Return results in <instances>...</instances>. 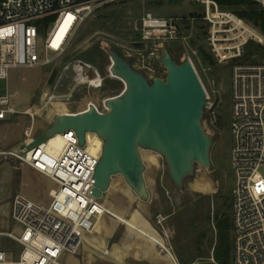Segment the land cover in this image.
Instances as JSON below:
<instances>
[{"label":"built area","instance_id":"2783aa9c","mask_svg":"<svg viewBox=\"0 0 264 264\" xmlns=\"http://www.w3.org/2000/svg\"><path fill=\"white\" fill-rule=\"evenodd\" d=\"M116 0H0V91L1 83L8 80L10 70L35 67H54L56 77L48 83L40 98L41 107L31 106L23 112L11 107L16 94L0 95V122L16 115L30 121L25 131H35V122L41 111H51L52 121L56 105H64L68 114L76 92L82 88L100 89L104 79L92 64L81 59L67 60L74 40L86 19L102 5ZM264 11V0H248ZM204 8L200 17L156 18L147 13L136 32L143 43H160L161 46H180L189 61V45L194 36L205 33L208 50L220 66L232 70L231 166L235 184L231 195L232 254L234 264H264V57H248L247 48L254 44L264 47V34L237 15L222 10L212 0H196ZM44 43L43 33L51 24ZM45 19H51L44 22ZM200 21L206 29L198 31ZM39 51L45 54L42 58ZM51 57H47V54ZM192 53L196 55V52ZM195 69V67H194ZM196 71V70H195ZM72 75L67 90L64 79ZM209 106L213 109L210 97ZM97 109V108H96ZM98 110V109H97ZM99 111V110H98ZM100 112V111H99ZM64 147L53 151L49 143L31 150L0 149V166L6 160H14L47 181L55 192H48L50 200L41 203L23 193L12 199L11 219L19 226V232L0 233L21 248L18 258L8 261L12 250L8 244L0 247V264H61L64 254L77 256L83 248L84 238L94 233L101 214L100 204L94 196L95 171L99 158L81 147L74 132L63 135ZM94 220V221H93ZM163 220L158 218V224ZM163 242V241H162ZM160 252L172 264H179L168 243H156Z\"/></svg>","mask_w":264,"mask_h":264},{"label":"rangeland","instance_id":"374dc122","mask_svg":"<svg viewBox=\"0 0 264 264\" xmlns=\"http://www.w3.org/2000/svg\"><path fill=\"white\" fill-rule=\"evenodd\" d=\"M147 13L156 18L186 19L200 17L204 14V8L196 0H116L100 6L80 28L67 60L81 59L92 64L104 79L103 87L80 88L68 106L69 113H82L91 105L100 113H106L105 101L116 98L125 91V83L111 74L113 64L107 54L108 49L122 54L123 58L132 64L134 70L149 80L166 78V71L160 64L161 49L167 48L171 51L172 58L178 63L186 61L182 59L185 51L180 46L168 47L161 46L158 42H142L135 26ZM54 19L55 16L47 32L42 34L40 44L44 43ZM196 27L200 32L206 29L200 21L197 22ZM255 29L260 31L258 27ZM205 33L206 31L202 33V37L194 36L188 52L197 75L210 97V103L215 107L205 110L202 120L204 131L214 141L211 150V168L203 170L197 167L194 177L188 178L183 190L179 191L168 176L165 160L155 153L144 151L142 156L145 163L159 168L154 172L157 182L156 187L152 186L153 197L147 203H143L119 183L118 193L110 190L98 201L100 204L107 202L113 209L125 213L129 219L136 215L139 222L153 229L163 242L170 245L179 264H218L214 256L217 246V218L226 214L232 220L231 195L235 184V175L231 166L232 70L231 67L220 66L216 62L206 46ZM138 43H143L144 46L137 48L135 44ZM192 51L196 52V55ZM256 54L258 61L262 60L264 47L257 50ZM39 56L44 58L45 54L39 51ZM51 56L47 54V57ZM71 76L67 75L64 79V92L70 84ZM55 77L54 67L13 69L9 71L8 80L1 83L0 95L16 94L17 97L12 100L11 107L19 112L31 106L40 108L42 93L46 85L52 83ZM56 109L58 114H68L64 105L56 106ZM40 115L41 117L35 122V131L31 134V139L25 137V131L30 126L27 117L16 115L1 121L0 149L25 151L51 126V111H41ZM215 121L217 124H214ZM29 134L30 131L28 136ZM88 140L99 143V140L91 135L88 136ZM261 172L264 176V170ZM51 191L55 192V189L50 190L45 178L27 167H21L14 160H6L0 166V233L19 232V226L11 219L12 199L16 194L23 193L37 202L48 203L50 200L48 192ZM158 218L163 220L162 225L158 224ZM139 222L137 223L141 226ZM230 238L232 246V234ZM8 243L6 239H0V247ZM147 245L149 247L150 243L138 238L112 216L106 215L102 217L100 226L94 233L84 239L80 253L77 256L64 254L60 263L160 264L157 262L160 258L151 260L144 257L141 248ZM8 247L13 252L8 255V261L16 260L21 248L14 243H9ZM154 252L163 258L166 257L158 247ZM137 253L139 258L136 256ZM230 258L231 264H234L233 254ZM161 261L162 264H172L168 258L167 261L163 259Z\"/></svg>","mask_w":264,"mask_h":264},{"label":"water","instance_id":"95a60500","mask_svg":"<svg viewBox=\"0 0 264 264\" xmlns=\"http://www.w3.org/2000/svg\"><path fill=\"white\" fill-rule=\"evenodd\" d=\"M107 54L113 64L111 74L125 83V91L105 101L106 113L91 105L82 113L56 115L50 128L27 149L71 131L83 147L86 134H96L103 142L95 171L93 196L97 200L109 193L117 177L141 202L150 200L144 151L162 157L172 184L183 190L197 167L209 170L212 166L214 141L202 126L209 104L197 72L189 61L178 63L163 48L160 64L166 78L149 81L116 51L108 49Z\"/></svg>","mask_w":264,"mask_h":264},{"label":"trees","instance_id":"16d2710c","mask_svg":"<svg viewBox=\"0 0 264 264\" xmlns=\"http://www.w3.org/2000/svg\"><path fill=\"white\" fill-rule=\"evenodd\" d=\"M83 1V0H79ZM216 2L222 10L233 12L242 20L252 23L253 26L258 27L264 34V11H262L257 4L248 0H212ZM51 19H45L44 22H49ZM254 44L248 49L247 56L252 57L256 54L257 50ZM171 54V51H169ZM172 55V54H171ZM203 55H205L203 53ZM205 60L206 58L205 55ZM223 217L217 218V246L214 252L215 261L218 264H231L232 246L230 243V236L232 234V220L228 215H222Z\"/></svg>","mask_w":264,"mask_h":264},{"label":"bare ground","instance_id":"6f19581e","mask_svg":"<svg viewBox=\"0 0 264 264\" xmlns=\"http://www.w3.org/2000/svg\"><path fill=\"white\" fill-rule=\"evenodd\" d=\"M56 106H59V105H56ZM60 115H62V114H60ZM30 135L31 134H29V136ZM89 135L96 137L99 140V143L95 142L93 140H88ZM47 143H49V147L53 151H57V152L61 151L64 147L63 135H57L54 138L50 139ZM87 143H88V153L93 157L99 158L102 155V149H103L102 140L96 134L88 133L87 134ZM47 182H48V187H50V190L55 189V187L51 181H47ZM96 210L101 214V217H100L99 221L97 222L95 229L98 226H100V220L102 219L103 216L105 217L106 215H110L113 217L114 220L118 221L120 224L127 227L131 233L136 234L138 236V238L143 239L148 244L150 243L149 247L147 245V246L141 248V250L144 251V257L145 258H150L151 260L152 259L157 260L160 258V259L167 261V258H161L156 252H154L155 248L157 246L156 243L163 244L162 240L158 236H156L154 234V232H152L148 228L139 226L137 223L139 221H138V218L136 215L132 216V218L129 219L126 217L125 213L120 212L116 209H113L109 204H107V202H103L102 204H98L96 207ZM136 256L139 258L138 253L136 254Z\"/></svg>","mask_w":264,"mask_h":264},{"label":"crops","instance_id":"0c3cea01","mask_svg":"<svg viewBox=\"0 0 264 264\" xmlns=\"http://www.w3.org/2000/svg\"><path fill=\"white\" fill-rule=\"evenodd\" d=\"M146 165V173H145V179H146V183H147V187H148V190H149V194H150V199L153 197V194H152V186L153 187H156V182H157V178H156V175H155V170H158L159 168H156L155 166H151L149 165V163H145ZM120 178V177H119ZM120 183V186H124V188H127L125 183L123 182L122 179L120 180H114L113 181V186L111 188V192H116L118 193L119 189H120V186H117L118 184ZM139 221V220H138ZM141 223V227H146L148 228L149 230H151L152 232H154V234L156 236H158V234L151 228H149L146 224H142V222H139ZM159 237V236H158ZM157 247V246H156ZM161 257V255H159ZM163 258V257H161ZM164 258H168L167 256L164 257ZM169 259V258H168ZM158 263L162 264V261L161 259L159 261H157Z\"/></svg>","mask_w":264,"mask_h":264},{"label":"flooded vegetation","instance_id":"af4514ba","mask_svg":"<svg viewBox=\"0 0 264 264\" xmlns=\"http://www.w3.org/2000/svg\"><path fill=\"white\" fill-rule=\"evenodd\" d=\"M119 55H121L122 57H123V55L122 54H119ZM131 64V63H130ZM131 66H132V64H131ZM133 67V66H132ZM134 69V68H133ZM146 77V76H145ZM147 78V77H146ZM148 79V78H147ZM149 80V79H148ZM149 81H151V80H149ZM213 108H215V107H213ZM216 110L217 109H215V112H216ZM216 116V115H215ZM214 124H217V122L215 121V123Z\"/></svg>","mask_w":264,"mask_h":264}]
</instances>
